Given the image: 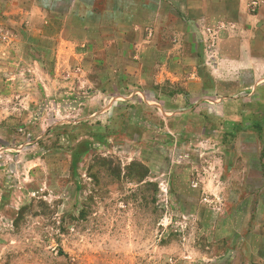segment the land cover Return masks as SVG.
Segmentation results:
<instances>
[{"label":"rangeland","instance_id":"1","mask_svg":"<svg viewBox=\"0 0 264 264\" xmlns=\"http://www.w3.org/2000/svg\"><path fill=\"white\" fill-rule=\"evenodd\" d=\"M200 5L0 0V264H264V24Z\"/></svg>","mask_w":264,"mask_h":264},{"label":"crops","instance_id":"2","mask_svg":"<svg viewBox=\"0 0 264 264\" xmlns=\"http://www.w3.org/2000/svg\"><path fill=\"white\" fill-rule=\"evenodd\" d=\"M201 2L200 5V15H192V18H189L190 24H194L196 27L202 22H227L230 18V14L228 13V8L233 9L234 12V19L235 22H242L246 20L252 21V28L246 29V32H251L252 39H254V35H257L258 28L261 27V24H264V0H251L249 2L248 0H199ZM250 3V6L256 5L259 7L258 14H252L250 12H247L248 5ZM251 6V7H252ZM214 12V10H216ZM257 27V28H256ZM214 31V30H213ZM214 33H217L214 31ZM260 37L258 36L257 39ZM261 52H255L252 49V55L259 56ZM223 54V53H222ZM224 55V54H223ZM228 56V55H226ZM229 58L233 64H236V60ZM243 67V64L240 66Z\"/></svg>","mask_w":264,"mask_h":264}]
</instances>
